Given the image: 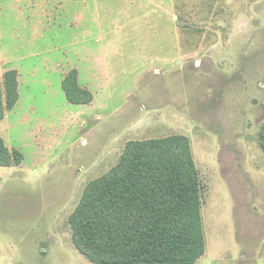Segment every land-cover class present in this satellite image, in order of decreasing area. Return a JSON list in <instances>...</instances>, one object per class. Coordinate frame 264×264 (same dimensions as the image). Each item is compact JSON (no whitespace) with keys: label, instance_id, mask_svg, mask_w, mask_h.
I'll list each match as a JSON object with an SVG mask.
<instances>
[{"label":"rangeland","instance_id":"1","mask_svg":"<svg viewBox=\"0 0 264 264\" xmlns=\"http://www.w3.org/2000/svg\"><path fill=\"white\" fill-rule=\"evenodd\" d=\"M78 69L94 108L66 99ZM8 70L23 110L0 138L24 164L0 167V264H93L69 224L87 186L128 143L174 135L199 173L207 264H264V0H0Z\"/></svg>","mask_w":264,"mask_h":264},{"label":"trees","instance_id":"2","mask_svg":"<svg viewBox=\"0 0 264 264\" xmlns=\"http://www.w3.org/2000/svg\"><path fill=\"white\" fill-rule=\"evenodd\" d=\"M67 101L92 104L77 70L62 83ZM16 70L0 80V121L19 101ZM264 151V126L260 132ZM0 138V166L23 164ZM76 249L93 264H195L206 252L199 173L188 138L130 142L107 175L90 183L71 214Z\"/></svg>","mask_w":264,"mask_h":264},{"label":"crops","instance_id":"3","mask_svg":"<svg viewBox=\"0 0 264 264\" xmlns=\"http://www.w3.org/2000/svg\"><path fill=\"white\" fill-rule=\"evenodd\" d=\"M78 73H79V84H80V86L83 88V89H87V90H89L92 94H93V97H94V100H93V102H92V104L91 105H89V106H87V107H91V108H94L95 107V105H96V103H97V98H98V96H97V91L95 90V87H94V85L93 84H87V83H89V82H87L86 84H84V85H82V79H81V74H80V70L78 69ZM3 78V74L2 75H0V80ZM96 78H97V76L95 75V77L93 78V81H96ZM63 81V80H62ZM97 89V88H96ZM65 94V93H64ZM19 95H20V97H19V101H18V103H17V105L11 110V111H8L7 113H6V116H5V118H4V120H2V121H0L1 123H5V122H7L8 124H12V123H16V117L18 116V114L20 113V110L22 111L23 110V105H22V103H23V99H22V91H21V87H20V84H19ZM43 134V133H42ZM3 140V139H2ZM4 141V140H3ZM42 141V140H41ZM48 142H49V140H47ZM46 141V143H48ZM4 144H5V147L9 150V152L10 153H13L14 151H18V152H20L22 155H23V153L21 152L22 150H21V148H16L15 146H11V147H8L7 145H6V143L4 142ZM39 149H41L40 147H39ZM23 158H24V156H23ZM23 162H24V159H23ZM22 162V163H23ZM24 164V163H23ZM20 166H22V164L21 165H19V166H10V167H20ZM0 167H3V166H0ZM10 167H6V168H10ZM203 226H204V221H203ZM205 232V231H204ZM206 242V241H205ZM207 253H208V247H207V243H206V252H205V255L201 258V259H199L195 264H199L200 262L201 263H203L204 262V264H207V262H208V260H209V258L207 257ZM255 255H251V258L249 259V258H247V256H243V259H245V260H247V259H249L250 260V262H257V263H259V258L261 257V255H260V257L258 258V259H252V257H254ZM203 260V261H202ZM213 260V259H212ZM253 260V261H252ZM244 262V261H243Z\"/></svg>","mask_w":264,"mask_h":264}]
</instances>
